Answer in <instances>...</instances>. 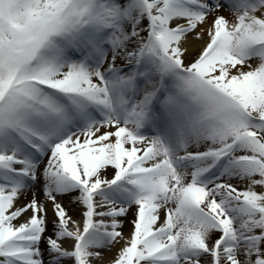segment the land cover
Returning <instances> with one entry per match:
<instances>
[{
	"label": "snow or ice",
	"instance_id": "snow-or-ice-1",
	"mask_svg": "<svg viewBox=\"0 0 264 264\" xmlns=\"http://www.w3.org/2000/svg\"><path fill=\"white\" fill-rule=\"evenodd\" d=\"M0 264H264V0H0Z\"/></svg>",
	"mask_w": 264,
	"mask_h": 264
},
{
	"label": "bare ground",
	"instance_id": "bare-ground-1",
	"mask_svg": "<svg viewBox=\"0 0 264 264\" xmlns=\"http://www.w3.org/2000/svg\"><path fill=\"white\" fill-rule=\"evenodd\" d=\"M221 14H223L225 16H228L229 15L227 12H223V11H222ZM189 55L190 56L191 55H194V52L190 51V54ZM37 197H38V199H41V200L43 199L42 195L39 192H37ZM27 198L28 197L21 198V200L19 201V203H24ZM65 206H66V208L68 210L69 215L72 217V219L75 220V221H77L78 223H80L81 224V227H82V218H81V215H80V209L78 207H76V206L68 205L67 204V201H65ZM28 215H30V213ZM52 218L53 217H52V212H51V206L49 205V213H48L49 224H51ZM130 219H131V216H129L127 219H125V222H124V227H123L122 231H123V233H124L125 236H127L131 232V230H132V226L128 222ZM20 222H22V220L21 221H17L16 223H20ZM70 227H73V225L71 224ZM67 244H68V242H66L65 246H67ZM122 244H123V241H121L120 243H117L111 249V251L106 252L105 253V259L111 258L117 252V250L122 246Z\"/></svg>",
	"mask_w": 264,
	"mask_h": 264
}]
</instances>
